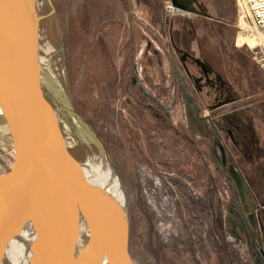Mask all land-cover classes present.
Returning <instances> with one entry per match:
<instances>
[{"label": "rangeland", "instance_id": "1", "mask_svg": "<svg viewBox=\"0 0 264 264\" xmlns=\"http://www.w3.org/2000/svg\"><path fill=\"white\" fill-rule=\"evenodd\" d=\"M101 4V0H38L44 67L65 95L63 99L47 91V98L72 153L95 165L102 162L95 135L71 107L96 130L115 162L128 197L129 249L135 263L259 264V255L264 264V155H245L238 138V142L223 141L231 127L225 118L218 124L217 114L227 113L228 107H214L213 96L203 104L196 103L208 119L206 126L223 129L212 132L218 137V146L224 144L228 160H223L219 146L217 166H211L209 160L201 162L196 150L202 151L209 141L194 131L190 132V151L185 152L186 131L179 130L185 129L186 105L144 103L151 98L140 97V93L151 91L156 96L163 89L143 81L148 88L143 91L125 80L132 74L126 68L131 56L117 53L116 41L121 37L124 50L129 51L128 33L120 31L121 23L118 29L101 23L105 15ZM246 27L244 22L240 24L238 43L245 45L263 69L250 47L262 37L247 33ZM107 45L112 49L110 56L105 55ZM121 62L122 71L118 69ZM253 75L246 70L228 71L230 90H255ZM184 88L195 96L192 88ZM167 95L176 97L172 92ZM258 96L264 98V91L252 93L250 99ZM231 103L237 109L240 101L236 98ZM259 106L251 105V113L255 115ZM53 211L62 245H56L53 259L59 255L61 264H76L91 238L87 223L78 210L70 209L67 219L66 209L60 213L54 206ZM36 227L32 219L30 242H36L42 232Z\"/></svg>", "mask_w": 264, "mask_h": 264}, {"label": "water", "instance_id": "2", "mask_svg": "<svg viewBox=\"0 0 264 264\" xmlns=\"http://www.w3.org/2000/svg\"><path fill=\"white\" fill-rule=\"evenodd\" d=\"M172 1L176 6L188 8L180 0ZM41 19L38 0H0V109L13 140L12 150L0 153V202L10 205L22 220L25 216L34 219L36 228L51 226L48 224L50 211L38 207L30 198L22 196L18 199V190L13 186L29 182L48 196L52 210V206L60 213L65 209L78 210L87 222L106 229L111 236L116 264H136L129 249L130 213L124 181L101 137L72 107L69 108L71 112L95 135L102 154L101 163L109 162L121 178L124 200L120 201L104 189H88L84 185L74 189L67 181L74 173L80 175L85 166L95 164L91 159H81L72 153L66 139L63 142L54 135L50 119L43 112L44 104L50 103L47 98L45 100L44 89L46 94L47 91L55 93L42 79L41 71L45 67ZM191 59L193 61L184 67L182 80L185 87L194 90L196 102L203 104L208 98L211 100V96L215 100L223 96V89L217 86L211 74L215 67L209 65L207 70L199 58L191 56ZM229 104L231 100L225 98L215 106L230 109ZM52 111L61 129L54 107ZM217 116L220 125L224 118L229 120L228 110L227 113L218 111ZM215 127L216 131H223L219 125ZM219 146L226 162L225 146ZM91 193L95 195L90 201ZM45 255L44 251L42 258L45 259ZM257 262L260 264L259 255Z\"/></svg>", "mask_w": 264, "mask_h": 264}, {"label": "crops", "instance_id": "3", "mask_svg": "<svg viewBox=\"0 0 264 264\" xmlns=\"http://www.w3.org/2000/svg\"><path fill=\"white\" fill-rule=\"evenodd\" d=\"M164 1L101 0L105 13L104 18L100 19L101 23L103 22L111 29L113 24L118 29L121 23L123 27L120 31L128 33L126 39L129 37V51L124 50L127 48H124L123 42L119 41L121 37H117L118 41H116L119 49L117 53L121 56H131L126 68H129L132 74L125 80L131 81L130 85L143 91L146 88L142 84L143 81L149 82L153 88L163 89L162 92L158 91L159 95L156 96L151 91L140 93V97L151 98L144 103L180 102L186 105L185 129L179 130L186 131L185 152L190 151V145L188 146L191 141L190 132L199 133L207 138L209 146L202 151L196 150V157L201 162L206 163L209 160L211 166H217L220 161V150L217 138L212 132L216 127L214 126L215 129H213L205 125L208 119L201 110L199 111L196 97L184 88L181 78L184 64L190 61L191 56L199 58L207 68L209 65L215 66L220 71L222 81L225 82L228 81V71L246 70L249 75L254 74L252 78L256 83V89L251 91L247 88L244 89L245 92L242 89L237 90L240 94L237 115L231 113V119L227 122L234 130H231L232 136L241 140L240 148L245 155L255 152H261L264 155V98L258 96L253 100L250 99L252 93L253 95L263 93L261 79L264 80V71L252 60L245 45L238 43L241 28L237 0H180L187 5L186 9L174 5L172 0L174 7L165 5ZM107 48L105 55L110 56L112 49L108 45ZM117 48L115 47L114 50L116 51ZM123 68L121 62L118 69L122 71ZM243 76H245L244 73ZM167 91H171L176 97L167 95L171 93ZM256 103L260 106L258 110H255L254 115L251 113V105ZM249 107L250 110H248ZM232 122L238 125L249 122L250 125L244 131L249 139H244L243 135L236 131ZM222 139L226 140L225 137ZM12 145L9 125L0 109V153L10 152ZM240 174L244 177L241 172Z\"/></svg>", "mask_w": 264, "mask_h": 264}, {"label": "bare ground", "instance_id": "4", "mask_svg": "<svg viewBox=\"0 0 264 264\" xmlns=\"http://www.w3.org/2000/svg\"><path fill=\"white\" fill-rule=\"evenodd\" d=\"M41 73L44 84H46L57 97L64 99L65 95L63 96L59 86L46 68H43ZM43 94L45 95L46 100L47 94L45 89ZM49 104H44L43 112L45 113L46 118L48 115L50 119L51 125L55 130L52 131L54 135L65 142V135L61 129L58 128L56 117L53 114V106L52 104ZM83 170V172L81 171L82 173L80 172V175L74 173V177L70 176V179L67 180L72 188L79 189L81 188V185H84V187L88 189H104L111 193V196L115 195L116 197H119L117 199L120 201L124 200L122 181L109 162L104 161L101 164L89 165L88 167L85 166ZM14 187L18 190V199H21L22 196L30 198V201L38 207L50 211L48 224L51 226L41 225L42 232L38 234L36 242H30L27 237L32 219L25 216V219L22 220L17 216L16 212H14V209L10 207V205L0 202V264H61V261L59 262V255H57V258L55 257L56 260L53 259L56 245H60V247H62V245L59 238L54 211L50 207L51 203L48 200V196H45L41 190L35 188L29 182L24 183V185H19L17 183L13 188ZM22 193L25 195H22ZM91 194L92 195L89 197L90 201L92 196L95 195L94 193ZM52 208H54V206H52ZM69 211L70 209H66L64 219H67ZM86 223L91 238L88 240L80 254L82 257H77L79 259L76 264H116L114 247L108 231L94 222L86 221ZM44 251L46 252V255L44 256L46 257L45 259L42 258V253Z\"/></svg>", "mask_w": 264, "mask_h": 264}, {"label": "built area", "instance_id": "5", "mask_svg": "<svg viewBox=\"0 0 264 264\" xmlns=\"http://www.w3.org/2000/svg\"><path fill=\"white\" fill-rule=\"evenodd\" d=\"M166 4L174 7L171 0H166ZM237 6L240 24L244 22L247 25L244 30L247 33L260 34L262 37L259 43L250 47L254 59L264 69V0H237Z\"/></svg>", "mask_w": 264, "mask_h": 264}, {"label": "flooded vegetation", "instance_id": "6", "mask_svg": "<svg viewBox=\"0 0 264 264\" xmlns=\"http://www.w3.org/2000/svg\"><path fill=\"white\" fill-rule=\"evenodd\" d=\"M193 59H190V61L188 63H185L184 64V67L188 64H190V62H192ZM206 67V66H205ZM215 67V66H214ZM213 68V67H212ZM184 69V68H183ZM207 70H209L210 68H207ZM212 74V77H213V81L216 82L217 86L222 88L223 91H224V94L223 96H219V98L217 100H215V102L213 103L214 105H216L217 103H219L220 101H223L225 100V98H228L229 100H233V99H236L238 98V96L240 95L239 92L234 89L233 87H231L232 90H230L229 86H228V82L226 81H222L221 77H220V71L217 70V68L215 67V72H211ZM233 103V102H232ZM230 104V110L229 108H227V110L229 111L228 114H229V119L230 118V114L231 113H235L236 114V109H234V104ZM216 107V106H214ZM249 110V109H248ZM252 110V109H251ZM237 115V114H236ZM240 118V117H239ZM241 119V118H240ZM232 124L234 125V128L236 129V131H239V133H241L243 135V138L244 139H247L248 136L245 135L244 131L247 129V126H249V122H244V123H241V125H238V124H235L234 122H232ZM229 131L226 132V135H225V138H226V141L229 140V138H232L234 141L238 142L236 136L234 137V135L232 136V131H234L232 128H228ZM232 130V131H231ZM236 133V132H235ZM232 136V137H231ZM249 139V138H248ZM217 141H218V137H217ZM230 141V140H229ZM241 146V145H240Z\"/></svg>", "mask_w": 264, "mask_h": 264}]
</instances>
